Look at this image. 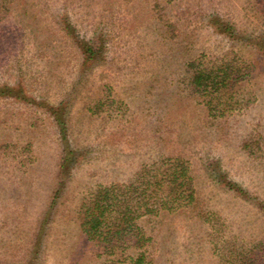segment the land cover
<instances>
[{
  "label": "rangeland",
  "instance_id": "374dc122",
  "mask_svg": "<svg viewBox=\"0 0 264 264\" xmlns=\"http://www.w3.org/2000/svg\"><path fill=\"white\" fill-rule=\"evenodd\" d=\"M152 7L177 24L176 39L163 37ZM217 20L264 37V7L248 0H0V88L17 95L0 97V264H24L30 252L37 264H101L79 227L82 199L166 156L189 163L214 231L187 214L162 217L147 225L151 264H229L214 247L223 241L264 264V60L232 47ZM93 38L101 60L83 72L79 46ZM228 52L250 66L252 102L211 120L183 93L181 64ZM57 107L76 158L62 174ZM258 134L261 150L244 152L242 141Z\"/></svg>",
  "mask_w": 264,
  "mask_h": 264
},
{
  "label": "trees",
  "instance_id": "16d2710c",
  "mask_svg": "<svg viewBox=\"0 0 264 264\" xmlns=\"http://www.w3.org/2000/svg\"><path fill=\"white\" fill-rule=\"evenodd\" d=\"M4 1L8 3L9 0ZM177 1L167 0L168 3ZM248 2L254 7H264V0ZM152 11L163 37L167 40L176 39L179 35L178 26L167 18V11L162 14L154 7ZM213 26L221 30L220 33L228 38L232 47L257 50L264 60V37L240 34L234 24L223 23L221 20L214 21ZM79 50L83 72L101 60L102 44L97 38H93L91 44L80 43ZM237 53L228 52L221 57L201 54L181 64L183 71L179 83L183 93L199 100L211 120L242 113L251 106V93L245 85V76L250 74V66L240 60ZM14 94L9 88H0V97L10 95L16 98ZM47 108L54 111L53 107ZM57 110L61 113L53 112L52 116L61 142L59 172L62 174L69 173L76 158L73 159L75 154L68 147L65 114L61 107H57ZM260 141L261 136L258 134L243 140L240 148L248 154H255L261 150ZM210 174L213 176V173ZM218 178L222 183L223 177ZM193 179L190 165L185 159L166 156L142 166L126 182L100 186L86 195L78 207L77 220L86 240L100 251L99 258H103L100 259L101 264H151L152 255L149 253L154 250L147 225L157 224L159 219L168 214H187L193 220L207 223L213 232L215 221L212 214L198 207ZM60 183L64 187L62 180ZM223 184L242 194L234 183L223 181ZM58 193L59 189L53 192L49 210L56 208ZM39 225H42L41 220ZM229 243L223 241L221 245H217V242L214 244L216 251L226 252L229 264H260L257 254L252 250L244 252L241 245ZM24 264H37V258L30 252Z\"/></svg>",
  "mask_w": 264,
  "mask_h": 264
}]
</instances>
